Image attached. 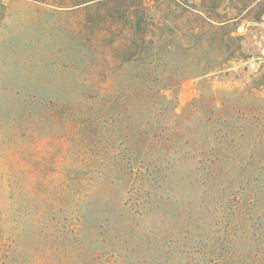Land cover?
Wrapping results in <instances>:
<instances>
[{"label": "rangeland", "instance_id": "rangeland-1", "mask_svg": "<svg viewBox=\"0 0 264 264\" xmlns=\"http://www.w3.org/2000/svg\"><path fill=\"white\" fill-rule=\"evenodd\" d=\"M251 201L264 0H0V264H203Z\"/></svg>", "mask_w": 264, "mask_h": 264}, {"label": "trees", "instance_id": "trees-1", "mask_svg": "<svg viewBox=\"0 0 264 264\" xmlns=\"http://www.w3.org/2000/svg\"><path fill=\"white\" fill-rule=\"evenodd\" d=\"M257 206V201H251L244 210L238 211L244 217L238 216L224 240L217 242L222 245V251L204 252L203 264H264V203L259 210ZM217 255L219 261H213L212 257Z\"/></svg>", "mask_w": 264, "mask_h": 264}]
</instances>
